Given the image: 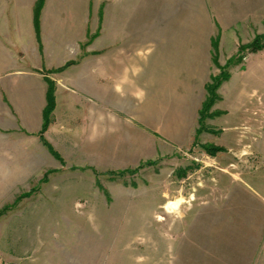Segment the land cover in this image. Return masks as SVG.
<instances>
[{"label":"rangeland","instance_id":"374dc122","mask_svg":"<svg viewBox=\"0 0 264 264\" xmlns=\"http://www.w3.org/2000/svg\"><path fill=\"white\" fill-rule=\"evenodd\" d=\"M113 1L88 0L83 51L94 44L95 25L110 14ZM224 1L151 0L146 14L152 58L164 18L168 32H181L184 21L191 19H198L201 38L216 31L207 86L216 78L226 80L209 110L203 109L206 86L197 134L188 145L186 137L184 146L168 143L167 154L134 166L95 164L82 155L91 150L85 149L75 123L82 114L71 110L73 97L84 107L97 99L102 111L118 103L111 96L101 101L94 86L78 82L71 86L72 94L62 91L57 103L51 79L55 108L58 104L59 113L64 109L69 115L70 147L58 151L47 140L56 156L40 134L43 149L25 145L23 166L8 161L0 167V264H264V13L257 27L248 28L249 42L235 55L222 56L218 44L223 22L239 12ZM247 60L254 61L249 69ZM241 71L256 73L257 80L244 78ZM244 79L251 86L244 89L249 101L240 111V104L238 110L235 105ZM156 119L150 123L154 127L166 124ZM158 132L161 139L162 130ZM112 137L101 143L114 144ZM157 145L162 149L160 141Z\"/></svg>","mask_w":264,"mask_h":264},{"label":"crops","instance_id":"0c3cea01","mask_svg":"<svg viewBox=\"0 0 264 264\" xmlns=\"http://www.w3.org/2000/svg\"><path fill=\"white\" fill-rule=\"evenodd\" d=\"M37 1L0 0V167H7L9 162L23 166L25 145L32 143L37 150L43 149L39 135L51 79L56 83L57 103L62 91L73 93L74 82L94 86L93 95L101 101L111 96L118 103L102 111L97 99L95 105L84 107L73 97L71 110L82 114L75 123L87 143L85 149L91 150V154L81 150L82 155L95 164L134 166L167 154L168 143L181 147L184 137L188 138L187 145L195 140L207 97L212 65L209 55L216 31L201 38L198 19H191L184 21L181 32H168L167 24L162 25L167 21L164 18L155 34L158 53L152 58L151 20L146 16L151 0H114L110 14L95 25L94 44L83 51L81 43L89 32L88 0H45L38 30ZM226 1L224 5L239 7V12L223 22L218 44L222 56L235 55L241 44L249 42L248 28L252 24L257 27L264 13V0ZM247 7L250 10H245ZM248 62L247 69L254 65V61ZM240 73L257 80L256 73ZM250 86L244 79L236 97L237 110L238 103L240 111L248 105L244 89ZM103 87H110L111 94L100 90ZM85 93L92 95L88 90ZM53 115L44 136L60 151L59 147H70L69 115L64 109L59 113L58 104ZM70 117L74 118L72 114ZM158 117L166 121L164 126L162 122L151 125ZM159 129L161 139L155 135ZM110 135L114 144H102Z\"/></svg>","mask_w":264,"mask_h":264},{"label":"trees","instance_id":"16d2710c","mask_svg":"<svg viewBox=\"0 0 264 264\" xmlns=\"http://www.w3.org/2000/svg\"><path fill=\"white\" fill-rule=\"evenodd\" d=\"M44 4H45V0H38L36 4L35 18H36L37 30L39 29V18ZM225 80L226 78H216L215 81L213 80L214 81L213 85L209 84L207 86L209 96L204 104L203 109L209 110L212 107V105H214V103L219 99L218 95L216 94V90ZM48 82H49L48 97H47L48 103L44 112V125L41 131V139L43 140L45 145H47L52 150V152L55 153L56 156H58V152H56L54 147L47 141V139L44 136V133L47 131L49 125L51 124L52 113L55 109V96H54V89L52 88L53 82L51 80H48Z\"/></svg>","mask_w":264,"mask_h":264}]
</instances>
